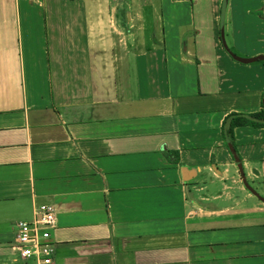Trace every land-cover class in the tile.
<instances>
[{
    "label": "crops",
    "instance_id": "obj_1",
    "mask_svg": "<svg viewBox=\"0 0 264 264\" xmlns=\"http://www.w3.org/2000/svg\"><path fill=\"white\" fill-rule=\"evenodd\" d=\"M223 19L264 52V0ZM155 21L162 39L140 42ZM197 27L193 0H0V264L43 202L54 264H264V126L234 128L240 158L221 129L261 108L264 80H218L249 64Z\"/></svg>",
    "mask_w": 264,
    "mask_h": 264
},
{
    "label": "rangeland",
    "instance_id": "obj_2",
    "mask_svg": "<svg viewBox=\"0 0 264 264\" xmlns=\"http://www.w3.org/2000/svg\"><path fill=\"white\" fill-rule=\"evenodd\" d=\"M143 2V1H142ZM194 3V10L196 13V25H199V28L197 27L196 31L199 32V35L197 36V39L200 40L203 44L204 40L206 37H209L207 41L213 39L211 38L213 35L216 36V41L218 45V50H224L227 52V54L238 64L244 65V64H249L248 68H245L244 66L237 67L233 66L232 68L226 67H220L219 65L217 66V78L218 80L224 81L225 78L228 77H246V83H244L243 86H239V88H251L255 86H259L262 84L263 80L262 76H264V69L262 68L263 62H264V52L260 51L257 53H254V47H257L260 49V42L252 41L251 44L253 47H247V48H241V47H236V46H231L233 45L230 36L231 33L226 29L224 30V25H223V18L216 26V29L213 28L212 25H210L211 21V16H212V8H213V3L211 0H193ZM222 4V1H220ZM220 11H221V6L219 5ZM225 12V11H224ZM228 15V14H227ZM200 17V18H199ZM199 18V19H198ZM228 18V17H227ZM205 21V25L202 26L201 21ZM151 27V29H148ZM153 27L155 28L156 31L154 30ZM146 30H136V33L138 35V40L140 42H151L152 39H162V27L160 26V23L155 21L152 24H148L146 26ZM216 30V32H214ZM214 42V41H213ZM205 54H208L209 56H218L213 49H202ZM263 50V49H260ZM211 51V53H209ZM253 53V54H252ZM250 65H253L250 67ZM214 78V83L218 84V80L216 78V75L211 76ZM264 87V85H263ZM8 247V244H7ZM10 256H16L17 252H9ZM9 264H23L22 260L18 257L14 261H10Z\"/></svg>",
    "mask_w": 264,
    "mask_h": 264
},
{
    "label": "built area",
    "instance_id": "obj_3",
    "mask_svg": "<svg viewBox=\"0 0 264 264\" xmlns=\"http://www.w3.org/2000/svg\"><path fill=\"white\" fill-rule=\"evenodd\" d=\"M55 212L51 203H38L34 206L30 219H20L17 222L13 247L23 264H54L50 228L55 226Z\"/></svg>",
    "mask_w": 264,
    "mask_h": 264
},
{
    "label": "trees",
    "instance_id": "obj_4",
    "mask_svg": "<svg viewBox=\"0 0 264 264\" xmlns=\"http://www.w3.org/2000/svg\"><path fill=\"white\" fill-rule=\"evenodd\" d=\"M240 125L264 126V95L262 98L261 108L255 111H230L223 118L221 129L225 143L236 158H240L234 142V128ZM240 169H242V164Z\"/></svg>",
    "mask_w": 264,
    "mask_h": 264
},
{
    "label": "water",
    "instance_id": "obj_5",
    "mask_svg": "<svg viewBox=\"0 0 264 264\" xmlns=\"http://www.w3.org/2000/svg\"><path fill=\"white\" fill-rule=\"evenodd\" d=\"M226 2H227V0H222V4H221V21H222V18L224 17V11H225V8H226ZM245 184L247 185V187L250 190H252L254 193L257 194V192L246 182V180H245Z\"/></svg>",
    "mask_w": 264,
    "mask_h": 264
}]
</instances>
